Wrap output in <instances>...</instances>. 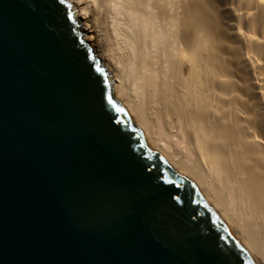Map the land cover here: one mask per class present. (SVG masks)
Returning <instances> with one entry per match:
<instances>
[{
  "label": "water",
  "instance_id": "obj_1",
  "mask_svg": "<svg viewBox=\"0 0 264 264\" xmlns=\"http://www.w3.org/2000/svg\"><path fill=\"white\" fill-rule=\"evenodd\" d=\"M0 264H258L148 147L67 0H0Z\"/></svg>",
  "mask_w": 264,
  "mask_h": 264
},
{
  "label": "bare ground",
  "instance_id": "obj_2",
  "mask_svg": "<svg viewBox=\"0 0 264 264\" xmlns=\"http://www.w3.org/2000/svg\"><path fill=\"white\" fill-rule=\"evenodd\" d=\"M149 148L264 264V0H67Z\"/></svg>",
  "mask_w": 264,
  "mask_h": 264
}]
</instances>
